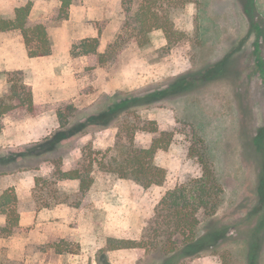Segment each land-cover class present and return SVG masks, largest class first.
Returning a JSON list of instances; mask_svg holds the SVG:
<instances>
[{"label": "rangeland", "instance_id": "obj_1", "mask_svg": "<svg viewBox=\"0 0 264 264\" xmlns=\"http://www.w3.org/2000/svg\"><path fill=\"white\" fill-rule=\"evenodd\" d=\"M26 1L0 0V13L12 16L13 9ZM30 1L31 18L48 19L51 42L64 38L58 30L63 20L58 16V1ZM73 8L75 18L65 26L73 43L92 33L103 43L113 41L123 18L119 0H75ZM173 22L181 38L171 45L160 30H154L148 45L131 44L105 66H99L94 55L77 56L72 60L75 88L53 92L52 101L36 106L34 116L18 111L2 117L0 192L14 191V183H20L19 214L34 215V223L19 236L24 239L19 242L25 241L24 255L14 253L8 258L7 253H0V264H159L164 256L159 249L103 248L109 237L143 239L163 194L200 175L199 164L187 155L194 130L204 139L223 192L212 216L197 213L195 235L215 229L213 243L203 244L206 250L186 257L185 263L264 264V182L258 181L260 168L264 172V0H196L177 10ZM24 52L18 30L0 32V66ZM218 63H223L224 71L204 76V70ZM22 71L30 83L31 69ZM182 77L190 83L172 91ZM4 80L0 74V94L5 90ZM160 91L168 93L132 107L107 126L87 124L48 149L40 146L57 131L84 122L113 103ZM58 110L66 116L63 127ZM149 122L158 131L172 133L171 143L154 157L166 170L162 185L143 188L101 170L96 162L91 169L92 185L84 195L75 193L76 180L54 183L55 178L49 177L56 162L69 170L98 160L114 151L118 141L126 142V125ZM153 137L154 133L138 129L133 142L148 147ZM23 151L38 153L20 156ZM36 176L44 178L49 188H58L69 201L78 200L79 206L57 204L62 207L56 218L52 214L56 205L42 207L52 199L34 189ZM38 222L40 228L49 222L54 232L43 243L39 242L44 239L42 231L35 226Z\"/></svg>", "mask_w": 264, "mask_h": 264}, {"label": "trees", "instance_id": "obj_2", "mask_svg": "<svg viewBox=\"0 0 264 264\" xmlns=\"http://www.w3.org/2000/svg\"><path fill=\"white\" fill-rule=\"evenodd\" d=\"M58 16L66 19L68 9L75 0H57ZM196 0H140L138 4L134 0H119L123 18L119 31L113 41L109 42L103 52H98V38H82L72 43L70 55L77 57L81 55H94L99 66H105L114 61L131 44L138 46L148 45L150 34L154 30H160L167 44L171 45L181 38L173 22L174 14L182 9L185 4ZM32 2L30 0L16 6L12 16L0 13V32L18 30L22 36L28 57L48 55L51 51L52 42L47 32L48 19L37 17L30 18ZM223 63L209 66L202 72L221 73ZM0 74L5 76V90L0 94V130L2 129V117L13 115L18 111L34 116L37 107L33 102L32 90L28 81L24 78L22 70H2ZM184 77L174 83L172 91L181 87L184 83L189 84ZM195 81V78L194 80ZM168 92L160 91L121 100L109 105L97 114L90 115L86 121L73 125L70 128L57 131L53 138L40 146L48 149L53 143L72 136L81 131L87 124L107 126L121 113L134 106L148 104L160 99ZM57 119L61 127L66 125V116L60 110L57 111ZM140 123V121H138ZM126 142L115 144L114 151H107L98 160L81 162L77 166L62 170L59 162H56L55 169L49 177L55 178L54 183L66 180H76V194L84 195L93 182L91 169L93 162L97 166L119 178L130 179L143 188L162 185L165 181L166 170L154 160L158 149L166 148L172 141V133L158 131L151 122L142 125L133 123L126 125ZM143 130L154 133V137L148 147H140L134 144L133 135L136 130ZM191 143L187 147V155L195 158L200 166V175L188 178L168 189L158 201L154 209V219L150 229L140 241L119 239L109 237L106 240L103 250L132 248L148 246L154 250H160L164 255L159 264H186L185 258L195 255L197 252L206 250L209 244L213 243L211 236L216 232L210 230L206 234L195 235L199 220L197 213L201 211L205 216H212L221 201L223 189L214 173L213 165L206 151L204 139L197 132L192 133ZM35 153L37 151H23L20 156ZM258 181L262 184L264 172L260 168ZM43 181V182H41ZM258 183V186L261 184ZM45 179L39 176L34 178V189L45 192L52 201H45L42 207H50L59 203H66L71 206H79L78 200L69 201L64 193L58 188H49ZM259 186V188H261ZM263 189H260V193ZM64 196L60 198L61 196ZM18 199L12 188H6L0 192V215L5 217V223L0 226V237H6L14 232H20L19 226ZM204 244V245H203ZM61 253L60 249H57ZM224 258L225 254H224Z\"/></svg>", "mask_w": 264, "mask_h": 264}, {"label": "crops", "instance_id": "obj_3", "mask_svg": "<svg viewBox=\"0 0 264 264\" xmlns=\"http://www.w3.org/2000/svg\"><path fill=\"white\" fill-rule=\"evenodd\" d=\"M75 10L76 9L73 8V4H71L68 9L67 18L62 20V23H60L59 27L60 29H58L61 30L62 34L64 33V38H53L51 51L48 55L28 57L25 48V52L22 55L13 56L10 61L5 62L2 66H0L4 67L6 70H22L26 68L31 69L33 73V79L29 84L32 90L33 102L36 106L42 103L51 102L53 99L52 97H54L52 94L53 92L68 93L72 90L73 86L75 88V86L77 85L72 73V60L76 57H72L70 55V50L73 42L71 41L70 32L65 29V26H67L72 18H75ZM88 37H97V35L95 33H92ZM107 43L108 42L106 41H104L103 43L102 39H99L98 51H104L103 49H105ZM60 44H62V47L59 46ZM20 188H22V185L20 183H14V192L18 197ZM61 207L62 205L57 204L53 207L54 210L52 211V214H54L56 218L59 217L58 213ZM33 218L34 215H20L18 223L22 230L20 232H14L6 237H0V253H7L6 255L8 256V258H11L10 256H13L14 253H18V256L21 254L24 255L23 245L25 241H23V243L19 242V240H24L19 236L22 235V233H25L26 230H24V227L34 223ZM4 223L5 217L3 215H0V226H2ZM48 223L49 222L43 224L42 228L39 227L41 225V223L39 222L37 223V225H35L39 227V229L42 231V237H44V239L39 242H45L46 240H48V238L51 237V235L54 234V232L50 231L52 229L50 224ZM17 239L18 245L15 244V241ZM16 246L17 249H15Z\"/></svg>", "mask_w": 264, "mask_h": 264}]
</instances>
